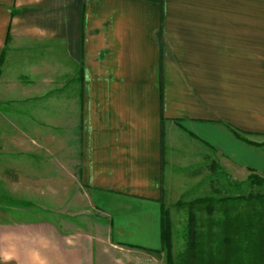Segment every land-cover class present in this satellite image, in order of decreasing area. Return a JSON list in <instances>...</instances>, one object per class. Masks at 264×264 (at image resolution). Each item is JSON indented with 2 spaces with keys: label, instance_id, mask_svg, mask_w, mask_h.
I'll use <instances>...</instances> for the list:
<instances>
[{
  "label": "crops",
  "instance_id": "obj_1",
  "mask_svg": "<svg viewBox=\"0 0 264 264\" xmlns=\"http://www.w3.org/2000/svg\"><path fill=\"white\" fill-rule=\"evenodd\" d=\"M62 54L82 64L71 161L86 210L110 227L98 242L78 225L0 218V264H161L171 164L204 160L190 181L206 177L202 197L217 198L226 167L237 182L264 175V0H0V96L63 86ZM22 56L31 76L15 73ZM249 184L235 210H264V184Z\"/></svg>",
  "mask_w": 264,
  "mask_h": 264
},
{
  "label": "rangeland",
  "instance_id": "obj_2",
  "mask_svg": "<svg viewBox=\"0 0 264 264\" xmlns=\"http://www.w3.org/2000/svg\"><path fill=\"white\" fill-rule=\"evenodd\" d=\"M159 39L163 40L162 29L159 31ZM48 56L51 55H46V58H49ZM25 57L22 56V61L16 64L15 73L31 76L30 70L24 68V63H27L26 60L23 61ZM51 59L62 63L63 86H60L58 77V82L53 81L50 85L48 83L40 87L38 85L28 87L35 89V92L31 90L23 94L25 92L23 88L15 87L7 95L0 96V199L3 200L2 205L8 209L3 207L4 210H0L3 213L0 218L6 221L44 219L69 228L78 225L94 232L98 242H102L104 236L101 224L109 228L110 218L97 214L94 210H86L87 190L79 181V166L71 161V157L76 156L80 143L83 115L81 116L80 100L82 71L79 69L82 64H75L66 54L52 55ZM58 63L57 72H60ZM48 77L51 78L49 74ZM204 151L212 154L209 148ZM193 154L195 159L190 157L188 160L187 156L185 165L178 162L176 165H170L172 177L167 173L169 193L167 197L165 196L164 205L170 209L172 258L175 264H180L181 253L188 247L192 228L190 210L198 213L197 228H206L210 223L216 224L218 220L220 221L224 215L223 208L226 209V215L231 214V219H238L237 223L235 222L238 226H240L238 215H241L242 219L259 221L260 225L264 226V210H235L233 205L217 203L213 214H209L201 208L199 211L197 207L178 204L179 201L188 203L209 195L205 187L206 177L201 179L199 184L190 182L193 177H203L205 166L204 160H198L194 151ZM223 172V179L222 175L214 177V180H219V191L214 194L217 198L244 194L251 187L249 178L246 182H237L227 174L230 172L227 167ZM9 180L14 183H9ZM214 184L217 183L214 181ZM19 187L25 190L16 192ZM254 191H264V185L256 186ZM6 204L10 206H5ZM22 207L28 210L19 211ZM66 222H74L75 225ZM205 231L208 232V229ZM98 242L96 257L102 254V247ZM111 248L108 245L109 253ZM166 251L165 248L161 253L163 260L161 264H168ZM249 254H255L254 248L250 249ZM255 256L247 255L244 258L255 259Z\"/></svg>",
  "mask_w": 264,
  "mask_h": 264
},
{
  "label": "trees",
  "instance_id": "obj_3",
  "mask_svg": "<svg viewBox=\"0 0 264 264\" xmlns=\"http://www.w3.org/2000/svg\"><path fill=\"white\" fill-rule=\"evenodd\" d=\"M161 90L163 96V86ZM233 132L238 138L244 139L238 130H234ZM249 180L252 185H261L264 184V175L251 174ZM263 197V195L258 196L259 199H263ZM247 201V196L224 198L201 197L188 203L179 201L178 204H187L191 208L197 207L199 211L203 209L209 214H213L217 203L230 204L235 207L241 205L243 202L247 204ZM189 212L192 228L190 230L188 247L181 253L182 261L180 264H264V226L260 225L259 221L254 222L242 219L241 215H238L240 219V226H238L236 224L238 219H231V214L226 215V209L223 208L222 213L224 215H222L220 221L218 220L216 224L208 223V226L205 225V227L207 226L206 228H197L196 222L199 221L198 213L195 210H190ZM171 229L170 209L166 205H163V246L161 251L166 248L168 264H175L172 258ZM203 229H208V232ZM252 248H254L255 254H249ZM247 255L256 256L255 259L246 260L244 257ZM184 257L185 259H183Z\"/></svg>",
  "mask_w": 264,
  "mask_h": 264
}]
</instances>
